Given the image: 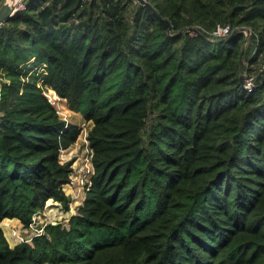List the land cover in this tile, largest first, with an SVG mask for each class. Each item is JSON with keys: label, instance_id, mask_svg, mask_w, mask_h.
Masks as SVG:
<instances>
[{"label": "trees", "instance_id": "16d2710c", "mask_svg": "<svg viewBox=\"0 0 264 264\" xmlns=\"http://www.w3.org/2000/svg\"><path fill=\"white\" fill-rule=\"evenodd\" d=\"M148 1L24 0L0 24V264H264V75L244 80L264 0ZM49 88L93 122L94 172L67 223L12 246L4 219L71 207L82 127Z\"/></svg>", "mask_w": 264, "mask_h": 264}, {"label": "rangeland", "instance_id": "374dc122", "mask_svg": "<svg viewBox=\"0 0 264 264\" xmlns=\"http://www.w3.org/2000/svg\"><path fill=\"white\" fill-rule=\"evenodd\" d=\"M251 40V32L248 31L246 33V47H249L253 43ZM46 93L63 118L70 122L77 123L82 127L77 141L70 148L64 149L61 154L63 162L71 159L73 160V172L71 174L73 181L65 184L66 192L71 197V207L67 209L61 201L52 200L45 206L44 210L34 214L38 219L30 226L24 225L23 222L14 223V220L6 219L5 222H3V228L6 230L5 233L11 245L21 243L24 240L31 241L36 234L43 233L45 226L49 223H67L73 214L77 212L78 206L85 200L88 182L91 180L92 171L94 170L92 162L93 149L88 139L92 121L87 120L83 117L84 115L81 116L78 111L73 110L68 100L59 96L53 89L49 88ZM40 214L42 215V219L38 217ZM33 221H35V219Z\"/></svg>", "mask_w": 264, "mask_h": 264}, {"label": "built area", "instance_id": "2783aa9c", "mask_svg": "<svg viewBox=\"0 0 264 264\" xmlns=\"http://www.w3.org/2000/svg\"><path fill=\"white\" fill-rule=\"evenodd\" d=\"M4 1L3 0H0V6L2 5V3H3ZM19 5V6H18ZM17 5V10L18 9H20V8H24L25 7V2L24 1H21L19 4ZM199 25H197V26H193V27H191L190 28V30H191V33H197L198 31H199ZM232 30V28H231V25L230 24H227L226 26H224L223 28H221V29H219V30H217V31H215L214 33H213V36L214 37H218V38H220V37H225V36H227V35H229V33H230V31ZM242 30L245 32V35H246V33L248 32V31H250L251 32V36H252V33H253V30L250 28V27H242ZM256 40L258 41V44H259V36H258V34H257V37H256ZM247 41L245 40V43H246ZM257 44V45H258ZM264 69V60H263V64H262V70ZM257 74H254V73H250V72H248L247 71V69L244 71V80H245V85L248 87V88H253L255 85H256V78H257ZM91 182V180L88 182V183H90ZM53 199H51V200H49L48 201V203L49 202H51ZM53 201H56V200H53ZM47 203V204H48ZM47 206V205H46ZM38 213V212H37ZM40 219H42V215L40 214L39 216H38ZM35 219V221H33L31 224H34L36 221H37V219L38 218H36L35 216H34V218H33V220ZM37 235V234H36Z\"/></svg>", "mask_w": 264, "mask_h": 264}, {"label": "water", "instance_id": "95a60500", "mask_svg": "<svg viewBox=\"0 0 264 264\" xmlns=\"http://www.w3.org/2000/svg\"><path fill=\"white\" fill-rule=\"evenodd\" d=\"M139 1L154 9V7L151 5V3L148 0H139ZM16 11H17V3H14L10 0H5L0 6V24L3 23L8 18H10L11 16H13ZM263 75H264V69L262 70V72L258 74L256 78V83L260 81Z\"/></svg>", "mask_w": 264, "mask_h": 264}, {"label": "crops", "instance_id": "0c3cea01", "mask_svg": "<svg viewBox=\"0 0 264 264\" xmlns=\"http://www.w3.org/2000/svg\"><path fill=\"white\" fill-rule=\"evenodd\" d=\"M80 113V112H79ZM80 115L81 116H83V114L82 113H80ZM84 117V116H83ZM92 125H93V122H92ZM94 167V166H93ZM93 170V169H92ZM93 172H94V170L92 171V174H93ZM92 176V175H91ZM7 219H11V220H14L13 222L14 223H21L22 221L19 219V218H17V217H15V218H7ZM5 220L6 219H4L3 221H2V223H1V225H2V227H3V222H5ZM10 221V220H9ZM12 222V223H13ZM5 232H6V230H4ZM18 244V243H17ZM16 245V244H15ZM12 246H14V245H12Z\"/></svg>", "mask_w": 264, "mask_h": 264}, {"label": "bare ground", "instance_id": "6f19581e", "mask_svg": "<svg viewBox=\"0 0 264 264\" xmlns=\"http://www.w3.org/2000/svg\"><path fill=\"white\" fill-rule=\"evenodd\" d=\"M10 1L19 4V2H20L21 0H10ZM53 91H54V90H53Z\"/></svg>", "mask_w": 264, "mask_h": 264}]
</instances>
